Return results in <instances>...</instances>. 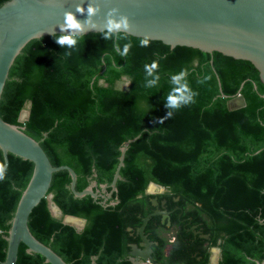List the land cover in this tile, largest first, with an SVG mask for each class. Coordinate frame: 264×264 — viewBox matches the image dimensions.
Segmentation results:
<instances>
[{
    "label": "trees",
    "instance_id": "trees-1",
    "mask_svg": "<svg viewBox=\"0 0 264 264\" xmlns=\"http://www.w3.org/2000/svg\"><path fill=\"white\" fill-rule=\"evenodd\" d=\"M102 32L85 34L74 49L61 48L52 35L32 39L10 68L0 116L38 141L46 132L40 145L51 163L74 169L77 190L95 180L93 189L102 194L74 197L68 172H55L48 194L64 215L84 218L85 225L78 230L54 217L44 197L29 215L31 233L69 264H92L93 258L96 264H131L142 217L159 208L169 215L151 216L144 229L154 264H210L213 247L220 249L218 264H264V83L258 70L217 51L171 48L160 40L140 47L141 37L133 35L121 57L114 49L127 40H117L119 33L105 40ZM153 60L160 81L147 88L144 65ZM184 69L198 93L195 103L163 118L174 87L170 76ZM205 76L211 78L200 83ZM238 94L245 105L230 109L228 100ZM28 103L29 116L20 121ZM137 135L117 189L107 196L111 187L101 192V185L112 181L120 147ZM32 171L31 161L8 153L0 180V262ZM151 182L164 191L146 193ZM168 230H174L173 241L163 234ZM15 264L49 263L20 243Z\"/></svg>",
    "mask_w": 264,
    "mask_h": 264
},
{
    "label": "water",
    "instance_id": "water-1",
    "mask_svg": "<svg viewBox=\"0 0 264 264\" xmlns=\"http://www.w3.org/2000/svg\"><path fill=\"white\" fill-rule=\"evenodd\" d=\"M91 0H7L0 5V99L8 78L10 68L22 48L32 39L60 34L59 25L63 23L64 12H76L77 4L85 8L84 14L76 13L77 19L87 18V6ZM100 11L92 17L96 27L85 25V34L105 29L109 9L117 7L126 14L132 27L130 35L149 36L151 40H160L169 45L189 46L204 52H220L236 59L250 61L258 70L264 83V0H94ZM119 18V13L115 14ZM129 82L126 81V86ZM220 95H222L220 93ZM230 109L245 105L243 95L238 94L227 102ZM29 103L21 112L19 120L29 116ZM47 133H43V140ZM139 135L126 140L120 147L118 165L109 184L101 185V192L111 187L110 196L116 191V182L121 178L120 168L128 145ZM40 140V141H41ZM40 141L26 134L22 127L6 122L0 116V149L3 153L4 170L8 165V153L33 163L32 175L21 193L10 221L7 235L6 256L1 264H15L20 243L26 246L28 253H38L49 264H69L50 246L38 240L28 226L29 215L33 208L47 198L49 209L54 217L62 218L81 230L86 220L73 215H64L48 194L55 172L66 170L70 176L68 185L74 197L92 196L95 200L102 195L94 190L95 180H90L83 190L76 189L77 175L74 169L62 164L55 166L40 145ZM95 175V173H93ZM153 187V189H152ZM164 187L149 183L146 193H160ZM107 196L100 203L103 204ZM154 205H158L153 198ZM62 215V217H60ZM162 215L165 219L169 212L156 208L142 217L137 228L141 242L132 244L129 252L131 264H154L152 242L144 233L149 218ZM170 224V222H168ZM218 247H213L217 249ZM212 259V258H211ZM210 259V261H211ZM92 264H96L93 258Z\"/></svg>",
    "mask_w": 264,
    "mask_h": 264
},
{
    "label": "clouds",
    "instance_id": "clouds-1",
    "mask_svg": "<svg viewBox=\"0 0 264 264\" xmlns=\"http://www.w3.org/2000/svg\"><path fill=\"white\" fill-rule=\"evenodd\" d=\"M87 18L84 21L78 20L76 13L84 14L85 8L77 4L76 12L65 11L63 23L59 25L60 34L55 32L51 33L55 42L61 46V48L74 49L77 47L80 40L85 35V25H90L95 28L96 25L92 20L99 11V5L91 0L87 6ZM119 13V18L116 15ZM132 24L129 17L126 14L120 13L117 7L109 9L107 13L106 26L101 35L105 40H111L114 33H119L117 40H127L123 44L122 48L119 44L116 45L114 51L121 57H126L132 48V42L128 39L130 35V29ZM151 43V37L143 36L139 38L140 47H148ZM66 55H71V52H67ZM159 62L153 60L151 63H146L144 65L145 72V87L152 88L155 87L159 81L160 76L158 74ZM187 70H181L178 73H174L170 76V83L174 85L168 92L165 98V108L167 109L166 115L163 118H170L174 110H178L184 106L195 103V97L198 95L197 92L193 91L187 82ZM151 77V79H149ZM211 77L205 76L203 80L199 81L204 83V81L210 79ZM163 118L159 122L163 121ZM5 179L4 165L0 164V180Z\"/></svg>",
    "mask_w": 264,
    "mask_h": 264
},
{
    "label": "crops",
    "instance_id": "crops-1",
    "mask_svg": "<svg viewBox=\"0 0 264 264\" xmlns=\"http://www.w3.org/2000/svg\"><path fill=\"white\" fill-rule=\"evenodd\" d=\"M169 247L170 246L167 245V250L169 249ZM211 250H212V248H211ZM210 259H211V263L212 264H217L218 263V261L220 259V249L219 248L213 249V251H211V257H210Z\"/></svg>",
    "mask_w": 264,
    "mask_h": 264
},
{
    "label": "rangeland",
    "instance_id": "rangeland-1",
    "mask_svg": "<svg viewBox=\"0 0 264 264\" xmlns=\"http://www.w3.org/2000/svg\"><path fill=\"white\" fill-rule=\"evenodd\" d=\"M119 86L126 87V82L120 83ZM60 217H62V215H60ZM173 232L174 230H168L167 232H164L163 234L171 241L173 239V235H172Z\"/></svg>",
    "mask_w": 264,
    "mask_h": 264
},
{
    "label": "flooded vegetation",
    "instance_id": "flooded-vegetation-1",
    "mask_svg": "<svg viewBox=\"0 0 264 264\" xmlns=\"http://www.w3.org/2000/svg\"><path fill=\"white\" fill-rule=\"evenodd\" d=\"M172 241H173V239H172ZM210 264H212L211 261H210ZM217 264H218V263H217Z\"/></svg>",
    "mask_w": 264,
    "mask_h": 264
},
{
    "label": "bare ground",
    "instance_id": "bare-ground-1",
    "mask_svg": "<svg viewBox=\"0 0 264 264\" xmlns=\"http://www.w3.org/2000/svg\"><path fill=\"white\" fill-rule=\"evenodd\" d=\"M153 188V187H152Z\"/></svg>",
    "mask_w": 264,
    "mask_h": 264
}]
</instances>
